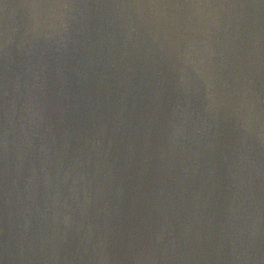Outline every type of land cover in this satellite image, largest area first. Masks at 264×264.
Listing matches in <instances>:
<instances>
[{"label":"water","instance_id":"1","mask_svg":"<svg viewBox=\"0 0 264 264\" xmlns=\"http://www.w3.org/2000/svg\"><path fill=\"white\" fill-rule=\"evenodd\" d=\"M0 264H264V0H0Z\"/></svg>","mask_w":264,"mask_h":264}]
</instances>
